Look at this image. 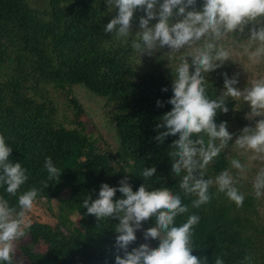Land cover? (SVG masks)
<instances>
[{
	"label": "trees",
	"instance_id": "trees-1",
	"mask_svg": "<svg viewBox=\"0 0 264 264\" xmlns=\"http://www.w3.org/2000/svg\"><path fill=\"white\" fill-rule=\"evenodd\" d=\"M37 1L42 5L34 6L31 0H0V134L12 149L9 161L21 163L28 176L15 195L7 193L6 185L0 186V196L18 208L19 196L35 187L40 194L34 205L48 204L50 214H57V222L31 223L27 242H19L21 258L16 251L14 264H115L119 220L98 221L87 214L83 201L88 196L98 198L103 183L119 187L125 176L135 192L145 183L142 170L153 166L157 172L146 182L149 190L167 187L189 208L175 218V226H181L190 215L200 217L193 227L192 255L206 264H215L217 257L223 264H245V256L252 257L251 264H264V254H258L263 250L264 236L259 234L264 228L256 211L264 208V195L257 198L253 188L256 176L264 170V154L252 159L257 154L234 145L242 129L254 128L262 117L247 119L250 107L231 97L226 102L229 111L217 112L215 123L226 122L233 139L204 170V178L213 180L210 201L193 208L192 200L197 197L185 195L179 188L183 173L175 177L171 171L168 152L178 135L167 137L162 144L154 139L159 134L156 126L160 118L172 110L166 102L173 96L178 57L189 49L185 47L174 58L169 57L167 47L151 56H140L131 47L141 31L139 20L145 17L140 9L134 12L131 34L118 39L115 33L104 32L118 12L109 8L106 0ZM202 6L203 0H197L196 9ZM252 26L223 41L232 56L206 75L211 98L224 90V73L237 77L236 87L241 91L253 80L264 78V59L251 64L240 55V45L249 38ZM77 85L106 99L118 142L115 149L103 138L86 133L82 121L85 108L73 89ZM163 88L168 91L163 92ZM157 100L164 102V107L158 108ZM48 157L61 170L59 181L47 180L44 164ZM232 159H238L247 171L235 184L245 197L242 206L219 192L215 184L222 171H234ZM45 181L47 188L42 183ZM120 198L122 194L117 192L114 201ZM54 201L58 207L52 206ZM144 224L147 228L156 226L155 217ZM136 236L129 251L141 243L142 234L136 232ZM120 255L123 257L122 251Z\"/></svg>",
	"mask_w": 264,
	"mask_h": 264
},
{
	"label": "clouds",
	"instance_id": "clouds-1",
	"mask_svg": "<svg viewBox=\"0 0 264 264\" xmlns=\"http://www.w3.org/2000/svg\"><path fill=\"white\" fill-rule=\"evenodd\" d=\"M106 3L118 12L104 32L115 33L118 39L131 34L134 12L137 9L145 12L146 18L139 20L141 31L131 43L140 56H151L167 47L169 57L174 58L185 47L189 49L178 57L172 81L173 96L166 102L172 105V110L160 118L156 126L159 134L154 139L162 144L167 137L178 135L168 152L171 171L175 177L183 173L179 188L185 195H195L197 198L192 200V207L199 208L210 201L209 188L213 184V180L204 178V170L233 139L226 122L215 123L218 111H229L226 106L229 97L235 101L242 99L250 107L247 119L262 117L254 128L244 127L234 145L257 154L252 159L264 154V78L253 80L251 86L241 91L236 87L237 77L229 78L224 73V90L214 99L208 95L206 86L209 84L206 75L231 60L232 50L223 41L230 35L233 37V33L243 34L250 24L253 26L248 29L249 38L240 45V55L246 56L251 64L264 59V26L257 27L264 23V0H203L199 10L196 9L197 0H163L162 3L160 0H106ZM153 20L158 22L150 24ZM190 68L194 71L190 72ZM156 106L162 108L164 102L157 100ZM11 152L5 136L0 134V186L6 185L7 193L15 195L28 176L21 163L9 161ZM230 163L232 168L244 172L245 167L238 159H232ZM44 167L48 181H59L61 170L54 166L51 157L46 158ZM156 172L155 166L144 168L145 183L135 192L127 176L119 181V187L103 183L98 198L93 200L88 196L83 207L98 221L119 220L115 227V264H206V260L192 255L193 227L200 217L190 215L181 226H175V218L187 213L189 208L182 204L180 195L167 187L149 190L146 182ZM42 183L45 188L49 185L46 181ZM236 183L228 170L215 177L218 191L225 193L237 206H242L245 197L234 186ZM253 188L257 198L264 195V170L256 176ZM117 192L122 198L114 201ZM39 194L35 187L25 191L19 196L18 208L10 206L9 201L0 196V264H14L17 244L31 228L26 213L32 209ZM153 216L156 226L144 230L143 235L145 241L159 240L158 248L143 243L129 251V246L137 240L136 232L141 230L142 222ZM251 261V256L244 257L245 264H251ZM215 264H223V259L217 257Z\"/></svg>",
	"mask_w": 264,
	"mask_h": 264
},
{
	"label": "rangeland",
	"instance_id": "rangeland-1",
	"mask_svg": "<svg viewBox=\"0 0 264 264\" xmlns=\"http://www.w3.org/2000/svg\"><path fill=\"white\" fill-rule=\"evenodd\" d=\"M31 4L34 6L42 5L41 1L38 2L37 0H31ZM73 89H74V93L76 97L79 99V101L82 103L83 107L85 108L86 115L82 118V121H84L86 125V133L88 135H93L95 138H98V139L99 137L103 138L109 144L111 149H115L117 147L118 142L116 138L114 124L110 121L108 114H107V108L105 106L106 99L100 98L94 93L92 94V92L89 91L83 85L74 86ZM227 170L237 180V184L240 178H243L247 175V171L245 170L243 173H241L238 169H235V168H234V171H231L229 168H227ZM247 185L248 184H246V186ZM56 202L57 201H54L55 204H52L53 207H58V204H56ZM256 211L258 212V215L261 218L260 219L261 227L264 228V208H258L256 209ZM26 216L31 221V223L35 221H42V222H47V223L54 225L57 222V214L56 215L50 214L48 204H45V205L40 204L39 206L33 205L32 209L26 213ZM144 223L145 221L142 222L141 230L137 231L138 234H142L140 244L148 243L150 247L154 249L158 248L159 240H149V241L144 240V235H143L144 230L148 229ZM259 235L264 236V233L259 234ZM27 239H28V236H26L24 240H22L20 243L27 242ZM18 246H19V242L17 244V249H18ZM258 248H260V246ZM258 254H264V245H263L262 252H259ZM16 256L17 258H21L19 251H17Z\"/></svg>",
	"mask_w": 264,
	"mask_h": 264
}]
</instances>
